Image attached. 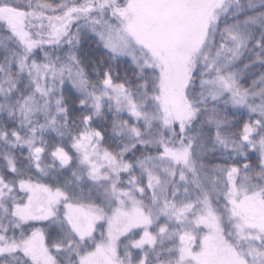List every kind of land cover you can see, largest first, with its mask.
I'll use <instances>...</instances> for the list:
<instances>
[{"label":"snow or ice","instance_id":"6c2138e0","mask_svg":"<svg viewBox=\"0 0 264 264\" xmlns=\"http://www.w3.org/2000/svg\"><path fill=\"white\" fill-rule=\"evenodd\" d=\"M0 264H264V0H0Z\"/></svg>","mask_w":264,"mask_h":264}]
</instances>
